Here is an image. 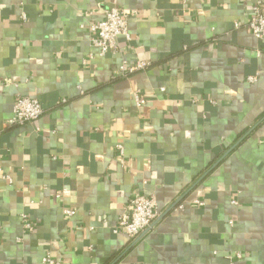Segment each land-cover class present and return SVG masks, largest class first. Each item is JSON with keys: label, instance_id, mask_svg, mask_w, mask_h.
<instances>
[{"label": "crops", "instance_id": "0c3cea01", "mask_svg": "<svg viewBox=\"0 0 264 264\" xmlns=\"http://www.w3.org/2000/svg\"><path fill=\"white\" fill-rule=\"evenodd\" d=\"M251 5L0 0V264L46 253L61 264H264V41L247 26ZM113 6L132 12L130 40L99 55L87 28ZM123 60L148 66L122 77ZM17 96L43 115L10 124ZM140 194L156 200L151 227L113 232Z\"/></svg>", "mask_w": 264, "mask_h": 264}, {"label": "built area", "instance_id": "2783aa9c", "mask_svg": "<svg viewBox=\"0 0 264 264\" xmlns=\"http://www.w3.org/2000/svg\"><path fill=\"white\" fill-rule=\"evenodd\" d=\"M247 1V0H243ZM132 12L121 7H109L104 10V17L100 20L90 22L88 25L89 40L99 55L107 53H118L120 47L118 38L123 37L126 41L130 40L128 31V18ZM23 19L25 16L23 15ZM247 26L251 33L258 40L264 41V2L262 0H252L251 13ZM91 55L89 56V58ZM148 63L143 60L133 62L122 61L116 67V73L119 76L125 77L134 72H138L147 68ZM247 81H255L254 77H248ZM161 90H164L161 88ZM134 100L137 106L145 104L146 100L138 93L134 92ZM44 113V109L40 101L36 98L28 96H17L14 100L12 117L9 120L13 125H24L37 121ZM116 150L120 159L124 156V147L119 144ZM122 161V160H121ZM4 178L11 183L9 175H4ZM62 190L55 193L56 197H60ZM194 203L201 205L202 202L194 200ZM65 215L72 216L75 211L73 209H64ZM25 219V216L22 215ZM158 217V208L155 198L152 195L140 194L132 198L125 206L123 212L119 216L113 232H124L130 239H135L143 231L150 228L154 220ZM27 230L32 229L29 222L25 223ZM1 230V226H0ZM1 241V233H0ZM237 257L241 255L236 254ZM41 264H61L53 258L49 253H46ZM230 264H233L230 261Z\"/></svg>", "mask_w": 264, "mask_h": 264}, {"label": "water", "instance_id": "95a60500", "mask_svg": "<svg viewBox=\"0 0 264 264\" xmlns=\"http://www.w3.org/2000/svg\"><path fill=\"white\" fill-rule=\"evenodd\" d=\"M232 148H233V147H232ZM232 148H231V149H232ZM216 164H217V163H216ZM216 164H214V165L211 167V169H212ZM174 205H175V204H173L171 208H173ZM159 218H161V215H160ZM148 229H149V228H148ZM148 229H146V230H148Z\"/></svg>", "mask_w": 264, "mask_h": 264}]
</instances>
